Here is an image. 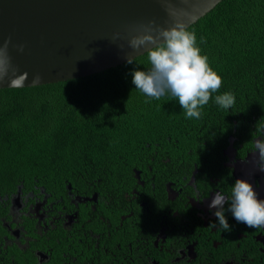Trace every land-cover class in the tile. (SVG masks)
<instances>
[{
	"label": "flooded vegetation",
	"instance_id": "flooded-vegetation-1",
	"mask_svg": "<svg viewBox=\"0 0 264 264\" xmlns=\"http://www.w3.org/2000/svg\"><path fill=\"white\" fill-rule=\"evenodd\" d=\"M225 119L162 133L109 168L1 182L0 264H264V227L236 222L228 204L231 231L209 226L215 192L230 196L236 179L264 200L253 162L264 119Z\"/></svg>",
	"mask_w": 264,
	"mask_h": 264
},
{
	"label": "trees",
	"instance_id": "trees-1",
	"mask_svg": "<svg viewBox=\"0 0 264 264\" xmlns=\"http://www.w3.org/2000/svg\"><path fill=\"white\" fill-rule=\"evenodd\" d=\"M188 30L222 77L201 119L185 118L171 95L146 102L135 89L131 73L150 68L147 53L134 64L75 80L2 89L0 183L65 169L109 168L162 133L177 138L214 129L233 113L264 119V0H224ZM224 92L236 97L228 111L214 102Z\"/></svg>",
	"mask_w": 264,
	"mask_h": 264
},
{
	"label": "water",
	"instance_id": "water-1",
	"mask_svg": "<svg viewBox=\"0 0 264 264\" xmlns=\"http://www.w3.org/2000/svg\"><path fill=\"white\" fill-rule=\"evenodd\" d=\"M222 1L0 0V46L11 40V65L28 76L21 86L0 81V90L57 84L124 65L127 56L147 53V48L134 51L128 42L150 22L190 28ZM36 74L42 79L32 86Z\"/></svg>",
	"mask_w": 264,
	"mask_h": 264
},
{
	"label": "clouds",
	"instance_id": "clouds-1",
	"mask_svg": "<svg viewBox=\"0 0 264 264\" xmlns=\"http://www.w3.org/2000/svg\"><path fill=\"white\" fill-rule=\"evenodd\" d=\"M175 14L173 11L169 12V15ZM199 42L206 43V39L201 37ZM10 43L9 39L0 46V81L8 79L10 85L21 86L28 76L27 73L17 74V70L12 67L8 55ZM128 46L134 51L147 48L150 68L147 71L135 70L131 73L132 84L148 98L146 102L171 95L178 100L185 118H202L204 106L222 86V77L210 67L208 57L201 55L194 31H189L182 23L161 28L156 26L155 22H150L143 27L140 34L131 37ZM19 51H23V46ZM134 61V57H126L128 64H134ZM41 79L39 74L34 75L32 86L39 85ZM214 102L228 111L234 107L236 97L232 92H224L215 95ZM256 131L260 136L253 141V162L256 169L264 172V126L259 129L256 127ZM225 204L229 205L227 211L231 212L236 222L253 229L264 227V200L258 198V193L247 180L236 179L230 196L215 192L208 205L210 211L215 209L213 215L218 221V226L216 223L209 226L230 232L231 226L225 216Z\"/></svg>",
	"mask_w": 264,
	"mask_h": 264
}]
</instances>
